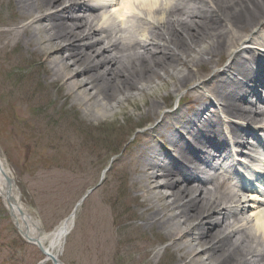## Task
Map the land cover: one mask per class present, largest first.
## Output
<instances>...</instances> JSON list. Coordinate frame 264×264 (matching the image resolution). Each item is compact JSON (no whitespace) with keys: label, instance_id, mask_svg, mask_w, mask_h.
<instances>
[{"label":"bare ground","instance_id":"obj_1","mask_svg":"<svg viewBox=\"0 0 264 264\" xmlns=\"http://www.w3.org/2000/svg\"><path fill=\"white\" fill-rule=\"evenodd\" d=\"M14 1L21 21L27 24L9 30L13 41L24 40L38 55H60L50 62L48 75L61 94L66 90L61 96L76 102L82 113L96 118L113 114L110 102L114 93L128 96L125 94L138 84L140 90L152 92L153 77L158 71H168L174 78L171 91L191 83L198 86L194 88L205 87L212 96L210 107L218 108L217 113L256 126L255 133L232 125L226 135L218 118L201 122L199 117L207 109L202 108L194 114L200 126L193 141H185L179 156L163 164L165 154L158 153L160 148L151 137L170 126L164 115L147 134L149 155L132 171L137 175L134 187L144 199L148 196V202L156 198L155 191L165 192L163 204L151 202L149 209L154 211L146 215V220L163 229L173 245L175 240L193 235L194 245H187V252L193 255L195 247H200L199 253L206 254L211 264H264V169L252 166L250 176L244 178L250 190L260 191H248V195L233 183L231 171L232 152L237 160L251 162L255 144L259 146L262 141L256 134L264 133V100L250 102L242 89L247 81L251 88L264 85V81L259 82L264 58L254 61V50L246 51L248 60L235 54L225 69L211 74L207 82L199 81V68L207 63L213 70L218 65L215 58L228 49L226 46L235 49L248 42L264 45V0H95L102 4L98 8H90L87 0ZM255 16L260 22L254 24ZM246 24L257 25L262 32L243 37ZM252 64H256V73L249 76L247 70ZM236 75V85L228 84L227 80ZM198 97L208 100L202 94ZM158 108L157 100L152 99L150 110ZM168 116L180 122L176 112ZM0 163L8 169L2 153ZM156 180L161 182L151 187ZM0 199L19 230L41 244L45 258L58 261L81 205L61 219L50 234H42L40 224L24 210L18 193L7 187L1 171ZM169 207L175 213L163 215Z\"/></svg>","mask_w":264,"mask_h":264},{"label":"rangeland","instance_id":"obj_2","mask_svg":"<svg viewBox=\"0 0 264 264\" xmlns=\"http://www.w3.org/2000/svg\"><path fill=\"white\" fill-rule=\"evenodd\" d=\"M253 22L260 19L255 16ZM25 24L14 0H0V151L9 162L20 202L26 209H35L33 217L41 223L42 233L49 234L94 188L76 213L59 257L61 263L211 264L206 254L199 253L200 247H195L193 255L187 252V245H194L193 235L175 240L173 245L163 229L146 220L154 211L149 209L151 202L163 204L165 192L155 191L156 198L148 202V196L144 199L134 187L137 175L132 171L147 153L140 150L141 134L134 140L131 135L144 125L151 126L165 110L175 108L179 99H189L193 83L171 91L173 76L158 71L151 80L154 91L140 90L138 84L125 94L128 96L113 94V114L98 118L86 115L76 102L61 96L66 90L61 94L48 75L50 62L60 55H38L24 40L13 41L9 30H19ZM252 27L256 25L246 24L242 36L252 32ZM227 50L215 59L225 58ZM203 64L199 68L202 80L211 68ZM152 99L159 105L156 111L150 110ZM160 142L171 152L164 137ZM121 143L125 144L121 155L112 157ZM167 213H175L174 208L162 214ZM43 259L35 246L21 238L0 200V264H40Z\"/></svg>","mask_w":264,"mask_h":264},{"label":"trees","instance_id":"obj_3","mask_svg":"<svg viewBox=\"0 0 264 264\" xmlns=\"http://www.w3.org/2000/svg\"><path fill=\"white\" fill-rule=\"evenodd\" d=\"M121 144H122V143H121ZM119 147H121V145H120Z\"/></svg>","mask_w":264,"mask_h":264}]
</instances>
